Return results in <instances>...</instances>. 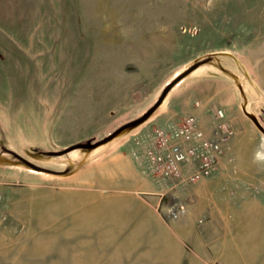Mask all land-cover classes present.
<instances>
[{"label":"rangeland","instance_id":"374dc122","mask_svg":"<svg viewBox=\"0 0 264 264\" xmlns=\"http://www.w3.org/2000/svg\"><path fill=\"white\" fill-rule=\"evenodd\" d=\"M196 62L136 128L47 153L138 117ZM242 103L264 126V0H0V264H264V135ZM193 109L233 130L216 171L124 187L128 138Z\"/></svg>","mask_w":264,"mask_h":264},{"label":"built area","instance_id":"2783aa9c","mask_svg":"<svg viewBox=\"0 0 264 264\" xmlns=\"http://www.w3.org/2000/svg\"><path fill=\"white\" fill-rule=\"evenodd\" d=\"M232 132L222 110L217 109L208 134L198 118L188 114L135 132L127 145L139 171L163 195L212 175ZM162 211L166 217L177 218L186 211V205L176 198Z\"/></svg>","mask_w":264,"mask_h":264},{"label":"water","instance_id":"95a60500","mask_svg":"<svg viewBox=\"0 0 264 264\" xmlns=\"http://www.w3.org/2000/svg\"><path fill=\"white\" fill-rule=\"evenodd\" d=\"M200 63L201 62L194 63L189 69H187L186 71H184L183 73H181L173 81H171L169 84H167L164 87V89L162 90V92L159 95V97L156 99V101L147 110H145L141 115H139L138 117H136L134 119H131V120L123 123L122 125L118 126L117 128H115L112 132H110L109 134H107L103 138H101L99 140H95V141H92L91 139H87L84 142H77V143H74V144H72L70 146H67V147L63 148L62 150H58V151H48L47 153L50 154V155H59V154L68 152V151H70L72 149H75V148L92 149V148H95V147H97L99 145H102V144H104V143L112 140L113 138L117 137L118 135H120V134H122L124 132L131 131L132 129L136 128L141 123H143L153 113V111L162 102V100H163L164 96L166 95V93L168 92V90L171 88V86L177 80H179L182 76H184L190 70L194 69ZM241 110L253 122V124L255 125V127L264 135V126L259 121V119L257 118V116L253 112L248 111L246 109L244 103L241 104ZM13 154L19 160H21L25 165H27L28 167H30V168H32L34 170L45 171V172H52L53 171V170H51L49 168L42 167V166H39L37 164H34L33 162L27 160L26 158H24V157H22V156H20V155H18L16 153H13Z\"/></svg>","mask_w":264,"mask_h":264},{"label":"crops","instance_id":"0c3cea01","mask_svg":"<svg viewBox=\"0 0 264 264\" xmlns=\"http://www.w3.org/2000/svg\"><path fill=\"white\" fill-rule=\"evenodd\" d=\"M209 95L206 94L204 96H209ZM183 96H185L184 93ZM193 111L196 113V116H198L199 118L198 120L200 127L204 130L205 133H209L211 127L210 118L206 117L205 114H202L203 112L201 110L193 109ZM114 143L117 144V141L115 140ZM125 145L127 146V143H125ZM115 161L120 162V164L122 165L121 171L128 175V177L126 176L124 178L125 182L121 183L124 187H127L131 191L153 192V190L156 189L154 183L149 178L141 174V172L137 167L136 162L134 161L133 157L128 151L123 152L120 150V153L112 157V162Z\"/></svg>","mask_w":264,"mask_h":264}]
</instances>
